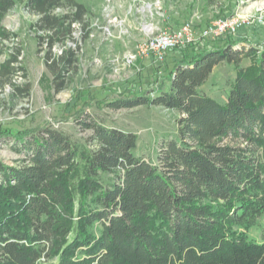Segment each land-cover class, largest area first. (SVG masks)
<instances>
[{"label":"trees","instance_id":"16d2710c","mask_svg":"<svg viewBox=\"0 0 264 264\" xmlns=\"http://www.w3.org/2000/svg\"><path fill=\"white\" fill-rule=\"evenodd\" d=\"M66 1H26L49 32L39 39L57 94L78 73L79 54L67 47L56 57L53 48L89 12L68 1L74 11L58 14ZM15 5L0 0V19ZM11 36L0 27L1 40ZM220 40L179 50L167 90L109 105L181 115L178 138L164 143L156 163L135 155V133L91 114L78 121L89 133L81 141L50 127L0 135L21 155L12 165L0 160V264H264V242L230 231L264 216V48L238 50L243 42L231 34ZM223 63L238 71L221 104L200 88ZM18 64L13 55L0 66V86L29 96V85L12 82Z\"/></svg>","mask_w":264,"mask_h":264},{"label":"rangeland","instance_id":"374dc122","mask_svg":"<svg viewBox=\"0 0 264 264\" xmlns=\"http://www.w3.org/2000/svg\"><path fill=\"white\" fill-rule=\"evenodd\" d=\"M26 1L15 0L14 9L0 19V27L13 35L0 39V66L17 55L19 68L12 82L21 89L30 87L28 96L16 91L13 85L0 86V135L50 127L81 141L89 133L81 131L78 121L91 114L105 127L135 133V155L154 163L164 143L178 138L181 115L160 106L114 109L109 105L119 100L154 97L155 93H149L159 87L167 90L180 53H168L161 65L151 57L133 60L137 46L147 41L152 31L179 27L189 20L194 22L199 35L219 18H264V0H67L58 14L74 11L75 6L68 1L84 5L89 12L84 22L72 25L70 38L64 43L56 41L53 48L56 57L67 47L79 54L78 73L67 89L57 94L54 76L45 63L48 46H40L39 39L49 32L39 28L40 17L26 7ZM235 39L243 42L238 50L253 46L263 49L264 25L244 29ZM223 40H201L195 44L198 48L218 46ZM257 60L258 56L245 58L241 67H251ZM237 71L233 64L217 66L201 86V93L224 104ZM20 158L12 143L0 139L1 161L12 165ZM110 180V175L103 176L106 184ZM230 231L263 243L264 216L253 224L245 220Z\"/></svg>","mask_w":264,"mask_h":264},{"label":"built area","instance_id":"2783aa9c","mask_svg":"<svg viewBox=\"0 0 264 264\" xmlns=\"http://www.w3.org/2000/svg\"><path fill=\"white\" fill-rule=\"evenodd\" d=\"M264 25L263 16L255 19L219 18L196 34L192 20L186 21L179 27L158 29L152 31L147 41L137 46V53L131 58L151 57L158 64H164L168 53L179 51L201 40H216L233 35L237 38L244 29Z\"/></svg>","mask_w":264,"mask_h":264}]
</instances>
